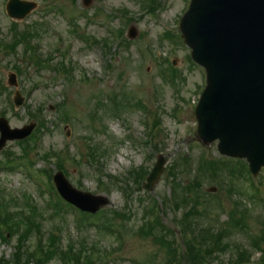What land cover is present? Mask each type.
Listing matches in <instances>:
<instances>
[{
	"label": "rangeland",
	"instance_id": "374dc122",
	"mask_svg": "<svg viewBox=\"0 0 264 264\" xmlns=\"http://www.w3.org/2000/svg\"><path fill=\"white\" fill-rule=\"evenodd\" d=\"M24 1H35L39 7L17 23L19 31L34 30L33 45L39 46L45 57L54 56L55 64L64 63L71 75L47 69L40 72L31 62L34 60H30L25 43L16 51L10 47L7 52L0 51V83L7 87L10 73H15L25 97L23 107L13 110L9 100L12 101L15 88L7 87V91L0 92V114H5L12 128H22L35 122L28 109L42 106L49 121L48 132L42 131L41 135L36 128L33 133L40 137L41 155L32 154L27 161L23 154L30 147L27 140L33 144L32 136L23 144L9 142L0 152V161H12L10 170H0V204L20 211L30 199L39 212L45 213V233L53 229L57 234L61 232L63 245H74L94 264H196L191 256L187 262L188 257L182 252L184 243L179 238V250L175 249L174 238L169 234L175 230L179 233L178 217L165 206L172 182L179 215L193 210L194 223L199 221L202 229L213 234L214 246L205 245L210 248L213 264L237 263L240 256L245 257L243 261L256 264L264 251V203L252 200L250 195L254 193L253 184L264 198V168L258 178L250 181L245 161L222 158L215 144L205 147L196 139L194 112L205 87V72L191 60V51L179 31L190 0H155L153 13L146 8L150 1L146 4L145 0H92L88 8L83 6V0ZM6 4L0 0V43L11 44L16 35L11 30L12 23L16 22L7 16ZM121 10L127 11V18ZM74 17L78 22L73 33L70 20ZM131 27L138 30L133 41L126 38ZM119 29L127 41L117 37ZM89 38L106 41L110 50L98 44L89 47ZM164 59L176 63L179 74L174 81L162 78L168 67ZM17 67L21 75L14 70ZM109 95L116 99V107L110 104ZM138 99L158 115L162 132L154 138L147 125L152 117L137 108ZM88 147L101 157L100 162L94 163L98 166L86 160ZM48 151L53 163H59L53 155L66 151L67 160L61 159L75 189L109 199L110 205L92 220L96 224H86L79 231L74 211L62 219L54 211L44 210L49 201L48 180L40 171L50 168L42 158ZM186 155L190 156L189 161L183 160ZM159 156L166 160L165 169L149 193L142 183ZM210 159L229 161L228 169L217 175L204 171L202 167ZM60 166L63 167L62 162ZM51 167L56 174L55 167ZM142 168L143 175L136 178L143 180L139 187L135 177L128 174ZM29 171L37 180L30 178ZM126 187L128 194L124 192ZM211 187L215 193L207 191ZM152 205L159 209L156 226L146 220L147 209ZM238 210L244 213L248 226L234 223L242 216L235 215ZM150 223H155V219ZM111 224L115 226L112 228ZM0 230V262L13 263L14 246L19 239L2 224ZM117 232L123 233L121 242ZM260 241L263 243L256 245Z\"/></svg>",
	"mask_w": 264,
	"mask_h": 264
},
{
	"label": "water",
	"instance_id": "95a60500",
	"mask_svg": "<svg viewBox=\"0 0 264 264\" xmlns=\"http://www.w3.org/2000/svg\"><path fill=\"white\" fill-rule=\"evenodd\" d=\"M36 7L11 0L7 12L22 20ZM181 30L193 60L207 73L195 112L198 140L204 145L219 141L221 155L246 159L257 175L264 167V0H192ZM10 85H15L14 77ZM0 129L1 150L8 140L27 137L33 127L11 130L2 119ZM164 164L160 158L146 190L153 191ZM55 181L61 195L83 211L96 213L109 204L104 197L75 191L61 175Z\"/></svg>",
	"mask_w": 264,
	"mask_h": 264
},
{
	"label": "trees",
	"instance_id": "16d2710c",
	"mask_svg": "<svg viewBox=\"0 0 264 264\" xmlns=\"http://www.w3.org/2000/svg\"><path fill=\"white\" fill-rule=\"evenodd\" d=\"M16 46L17 45L15 44L12 48H15ZM49 156L50 154L47 153L46 157ZM227 166L228 162L223 159H210L208 164L203 166L202 169L211 170L214 175H217V173L222 169L227 170ZM233 174L234 173L232 172V175ZM18 211V209L15 211H12L11 209L9 210L7 205L0 204V224H2L6 230H10L12 233L11 235L15 234V236L19 239L13 263L0 262V264H31L34 261L38 264H50L51 261L53 262L56 259H59L63 264H94L89 256H85L81 252L76 251L71 244L62 246L61 235L53 232V230L45 233L46 226L44 223V212H39L38 206L33 204L30 199L28 201L26 200L23 203V207L19 212ZM192 214L193 210L187 214L186 217H190ZM237 214H241L242 216L237 218L235 217L238 221H235L234 223L238 224L237 222H239L244 226H248V223L245 221L244 213L236 211L235 215ZM80 221V225L83 223L87 224L86 218H81ZM158 222L159 221H156L152 225H157ZM1 233L2 231L0 230V235ZM209 235L211 238V233H209ZM32 238H35V244L31 246L29 242ZM202 240L208 243L207 232L203 235ZM194 241L197 240L193 237L188 241V251L184 254L188 257L187 262L190 261L189 257L191 256V258H194L196 264H202L208 257H212L211 251L206 249L202 253L199 249H197ZM262 243L263 241L258 242V244L254 242V245H261ZM212 246H214V242ZM103 256L106 255L103 254ZM86 258L88 261L85 262ZM240 259H242V257ZM261 261H263L262 264H264V251L262 253Z\"/></svg>",
	"mask_w": 264,
	"mask_h": 264
}]
</instances>
